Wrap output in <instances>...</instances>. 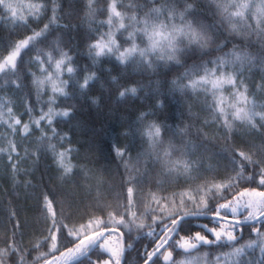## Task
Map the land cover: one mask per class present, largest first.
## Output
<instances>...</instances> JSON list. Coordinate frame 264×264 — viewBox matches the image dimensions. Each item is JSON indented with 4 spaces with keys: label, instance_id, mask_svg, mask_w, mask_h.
<instances>
[{
    "label": "snow or ice",
    "instance_id": "obj_1",
    "mask_svg": "<svg viewBox=\"0 0 264 264\" xmlns=\"http://www.w3.org/2000/svg\"><path fill=\"white\" fill-rule=\"evenodd\" d=\"M0 13L25 29L0 47V156L7 157L12 178L22 161L42 155L50 156L59 180L76 174L72 153L78 150L65 147L71 137L57 130L76 106L58 108L61 98L126 105L128 122L109 150L126 172L133 160L134 167L144 165L143 173L135 167L137 175L129 174L126 192L114 203L84 216L42 194L45 229L33 244L39 254L32 264H126L125 253L144 241L142 264H257L240 259L257 247L258 264H264V144L246 151L226 136L227 163L205 166L204 141L185 139L188 126L160 119L170 102L195 95L226 133L237 122L264 130V103L256 102L255 92L250 98L246 82L258 71L256 90L264 94V0H68L66 8L60 0H0ZM74 16L80 23L70 22ZM84 25L88 62L81 65L65 33ZM256 45L259 54L248 51ZM6 88L21 94L19 102L3 94ZM37 132L35 150L25 147L21 156L16 138ZM152 170L162 178L159 188L176 182L181 191L137 200L139 180ZM19 227L13 224L10 238L4 234L0 264H28ZM245 229L255 239L241 245ZM226 248L231 251H217L208 261L211 250Z\"/></svg>",
    "mask_w": 264,
    "mask_h": 264
},
{
    "label": "trees",
    "instance_id": "obj_2",
    "mask_svg": "<svg viewBox=\"0 0 264 264\" xmlns=\"http://www.w3.org/2000/svg\"><path fill=\"white\" fill-rule=\"evenodd\" d=\"M60 2L65 8L67 7L68 0H60ZM128 2L129 0H122L125 5ZM2 16L3 13H0V17ZM99 18L103 19V17ZM70 22L74 25L80 23L75 16L70 19ZM28 26L32 28L36 27V24L29 22ZM86 28L87 25H84L79 30L65 33V40L72 47V54L78 57L81 65L88 62L85 47ZM23 31L25 29L22 25L17 24L14 27L12 23L6 22V19L0 18V47H3L9 40L15 39V33ZM248 51L259 54V45L248 47ZM188 63H192V61L189 60ZM179 71H183V69ZM254 73V76L246 81L249 87V96L253 98L252 93L255 92L256 102L264 103V94L256 90V85L260 82L259 72L254 70ZM176 74L178 72L173 75ZM171 78L170 76L169 79ZM0 84H3V80H0ZM3 94L17 100V102H19L21 95L14 93L10 88L4 89ZM95 95H99V93H95ZM32 99L35 100L34 95ZM42 99L46 100L47 96L42 97ZM202 101V96L197 97L195 95L178 98V101L170 102L169 106L160 114V119L163 120L166 117L167 123L173 126H188L189 136L185 139H191L196 143H200L201 140L204 141V147L200 149V152L204 153L205 166L208 164L223 166L227 163L223 158L226 136L230 145L246 151H255L264 144V130L259 129V127L253 130L237 122L233 130L226 133L219 124H213ZM71 105L76 106L72 118L58 121L57 130L61 135L67 134L71 137V144H66L65 147L71 146L74 150H78L72 153L75 157L74 163L78 165L75 175L66 181L59 180L50 156L42 155L39 160L30 156L22 161L20 172L13 179L7 157L0 156V247L4 246L2 242L4 234L7 233L10 238L13 224L18 222L20 227L17 229V240L22 244L28 264H32L34 258L39 254L33 250V244L43 238L41 234L44 233L45 229L42 194L47 193L58 201H63L66 211L71 212L74 217L84 216L92 213L95 208L103 203H114L115 197L123 195L126 192L124 181L127 180L129 174L137 175L135 167H138L141 173L144 171L143 162L134 167L135 161L133 160L129 166V171L126 172L119 159H112L114 153L109 150V145L119 138L121 125H126L128 122L130 113L126 105L119 104L115 100L111 102L105 100L99 105H92L83 98L70 100L61 98L57 102L58 108ZM18 111L22 112L23 108H18ZM23 119L26 121L27 115ZM205 119L209 121L207 125L204 123ZM3 132L4 129L0 128V133ZM38 135L37 132L27 140H21L20 137L16 138L21 156L24 155L25 147L29 148L30 153L35 150L33 140ZM179 139L178 137V142ZM3 143V140L0 139V145ZM253 145L256 147L253 148ZM132 156H136L135 151L132 152ZM25 170H27V175H24ZM212 174L207 173V175ZM161 180L162 178L158 177L156 170H152L147 176H143L136 189L137 200L147 197L149 193H155L157 196H171L172 193L181 191V187L176 182L169 184L164 181L163 188H159L158 184ZM199 182L196 181V183ZM140 211H143L142 206ZM13 213L14 216L10 220ZM249 233L250 229L244 230L243 240L240 241L241 245L255 239V236H250ZM135 235L136 233L133 232V237ZM145 243L147 241L138 243L135 249L125 253L126 264H142L138 252L143 250ZM43 251H47V248L41 247L39 249V252ZM205 251L210 250H202V252ZM217 251L226 252L231 251V249L211 250L207 258L208 261L214 260ZM260 258L258 247L247 250L240 257L243 261L252 260L257 264ZM8 264H12V261L9 260Z\"/></svg>",
    "mask_w": 264,
    "mask_h": 264
}]
</instances>
